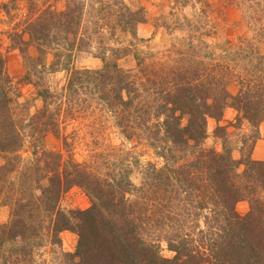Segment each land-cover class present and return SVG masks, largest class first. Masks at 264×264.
I'll list each match as a JSON object with an SVG mask.
<instances>
[{
	"label": "trees",
	"instance_id": "obj_1",
	"mask_svg": "<svg viewBox=\"0 0 264 264\" xmlns=\"http://www.w3.org/2000/svg\"><path fill=\"white\" fill-rule=\"evenodd\" d=\"M65 1L64 10L47 8L32 20L35 39L43 45L53 29L76 37L84 0ZM95 1L105 24L117 16L121 29L131 36H135L136 25L145 20L143 7L133 11L124 3L117 6L116 0ZM256 2L264 4V0ZM262 13L264 16V9ZM259 31L258 36L264 38V27ZM244 48H238L239 54L253 53L249 46ZM133 56L137 66L134 75L116 63L113 68L104 64L101 70L73 72L71 82L93 84L98 110L116 118V126L126 138L136 130H145L152 145L161 143L158 147L164 167L147 163L150 170L139 187L122 174L129 171L123 162L101 160V166L119 174L108 179L96 172L100 165H84L39 151L34 135L24 136L23 128L28 125L21 126L24 120L15 117L16 108L19 112L25 109L11 96L13 87L0 57V196L11 205L5 238L18 236L21 240L17 248L0 255V262L19 264L21 257L25 264L31 246L37 245L34 240L46 233L56 243L60 232L72 230L78 236L75 252L67 255L73 264H264V161L249 156L233 158L219 134L225 133L222 126L215 128L221 150L202 147L207 118L219 119L229 98L236 102L238 114L243 113L237 119L244 117L252 124L264 119L261 102L248 98L254 92L263 93L264 86H256L259 90L254 91L252 78L237 76L241 93L232 97L225 87L227 80L201 62L185 64L187 61L181 59L170 68H143ZM257 59L256 65L264 74V53ZM38 114L44 116L46 109ZM29 119L36 122L35 117ZM40 124L44 129L45 124ZM30 130L36 129L31 125ZM26 136L32 139L34 149L29 164L19 156ZM241 164L244 170L238 173ZM75 186L85 191L90 206L66 212L60 209L59 200ZM134 193L140 196L130 198ZM243 199L248 200L249 211L239 215L235 205ZM190 208L206 212L200 216ZM189 221H194L192 227ZM160 242L166 244L172 257L161 255ZM2 247L1 243L3 251ZM12 254L14 259L9 260Z\"/></svg>",
	"mask_w": 264,
	"mask_h": 264
},
{
	"label": "rangeland",
	"instance_id": "obj_2",
	"mask_svg": "<svg viewBox=\"0 0 264 264\" xmlns=\"http://www.w3.org/2000/svg\"><path fill=\"white\" fill-rule=\"evenodd\" d=\"M256 1L116 0L117 6L124 3L133 11L138 7L144 8L145 20L136 25L135 36H131L121 29L117 16L105 24L96 1L84 0L76 37L53 29L43 45L41 40L35 39L32 20L47 8L64 10L66 1L0 0V57L8 83L13 87L11 96L25 109L19 112L20 108L14 106L16 119L24 120L21 126L28 125L23 128L24 136L34 135L37 146L41 147L39 151L57 154L80 164L99 166L101 160L113 164L123 162L129 171L122 174L128 176L133 186L143 185L144 174L150 170L147 163L159 169L164 167L158 147L161 143L152 145L153 141L147 139L145 130H136L126 138L117 128L116 118L98 110L99 101L93 93V84H80L73 79L71 82L73 72L97 71L104 64L111 66L116 63L118 68L134 75L137 66L133 55L139 58L143 68L158 66L165 69L178 65L181 59L187 61L185 64L196 60L227 80V86H223L232 97L241 93L237 76L252 78L253 84L250 85L255 87L254 91L259 90L256 86H264L262 67L256 65L258 56L264 53V38L258 36L259 28L264 27V4H256ZM115 20L117 26H114ZM245 46H249L253 53L239 54L238 48L245 49ZM248 98L251 102L260 101L264 107V92H254ZM234 105L236 102L229 98L219 119L207 118L202 147L221 150V139L216 136L215 128L222 126L225 133L219 134L227 141L233 158L239 160L249 156L252 160L264 161L252 157L257 141L262 138L260 124L264 119L255 124L248 123L244 117L237 119L243 113L238 114ZM43 109H46V114L37 116ZM33 117L36 122L31 123L29 118ZM40 123L45 124L44 129ZM31 125L36 129L33 132ZM19 156L24 159L23 163L33 162L31 138L25 137ZM2 163L0 155V165ZM95 170L103 178L119 175L101 165ZM243 170L244 166L239 165L237 172ZM41 183L46 181L41 179ZM33 193L39 196L37 190ZM138 196L140 194L134 193L130 198ZM59 206L66 212L85 210L89 208L90 201L85 191L75 186L61 195ZM235 210L239 215L246 214L249 211L248 200L237 202ZM189 211L200 216L206 212L192 208ZM10 217L11 205L0 196V246L2 243L4 248L3 251L0 249V255L8 254L11 248L21 244L18 236L10 240H7L9 236L5 238V227L10 224ZM202 220L200 217V226ZM193 223L189 221L188 225L192 227ZM34 241L37 245L31 246L33 249L25 264H73V259L67 255L75 252L76 232L63 230L56 243L51 242L46 233ZM160 244L161 255L172 257L173 253L166 244ZM14 256L12 254L9 260ZM20 259L18 263L22 264Z\"/></svg>",
	"mask_w": 264,
	"mask_h": 264
},
{
	"label": "crops",
	"instance_id": "obj_3",
	"mask_svg": "<svg viewBox=\"0 0 264 264\" xmlns=\"http://www.w3.org/2000/svg\"><path fill=\"white\" fill-rule=\"evenodd\" d=\"M261 139H259L252 151V157L256 160L264 159V122L260 124Z\"/></svg>",
	"mask_w": 264,
	"mask_h": 264
}]
</instances>
